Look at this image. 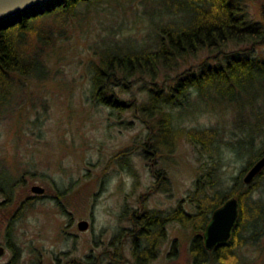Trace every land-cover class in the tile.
I'll return each instance as SVG.
<instances>
[{
	"label": "rangeland",
	"instance_id": "1",
	"mask_svg": "<svg viewBox=\"0 0 264 264\" xmlns=\"http://www.w3.org/2000/svg\"><path fill=\"white\" fill-rule=\"evenodd\" d=\"M184 1L99 0L97 9L93 3L91 17L80 20L82 25L67 26V37L54 54L58 59L52 57L49 77H30L12 86L11 101L0 113V182L5 184L0 185V244L7 245L0 264L15 254L18 264H65L72 257L88 256L95 264H137L131 253L127 259L119 249L113 256L120 243L111 246L110 241L119 236L121 226H133L134 219L126 220L124 209L132 214L144 204L164 216L174 214L179 205L194 214L167 222L156 260L147 264H193L194 236L202 233L215 203L226 195L237 196L232 193L240 192V181L245 184L242 192L249 186L251 190L241 197L245 211L235 228L233 250L240 263L264 264V208L255 204L257 200L264 204V174L258 181L256 177L244 180L257 160L261 138L241 148L223 142L214 157L181 139L175 151L156 159V152L145 144L150 131L139 113L119 112L94 96L92 69L99 61L94 47L105 56L142 49L156 35L153 22L172 21L175 29L185 26L186 19L192 22V3ZM258 4L250 2L255 14ZM259 53H264V47ZM207 54L205 49L192 52L178 69L156 75L137 71L124 83L128 90H119L120 96L141 101L148 96L151 79L160 83L165 75L175 76L185 67L199 69ZM239 96L228 99L215 89L209 96H199L193 89L182 124L193 129L215 127L220 136L240 133V127L249 131L264 97ZM156 167L167 174L169 190L157 188ZM33 184L44 186L45 191H34ZM83 218L90 222L86 229L78 226ZM232 245L222 247L220 253Z\"/></svg>",
	"mask_w": 264,
	"mask_h": 264
},
{
	"label": "trees",
	"instance_id": "2",
	"mask_svg": "<svg viewBox=\"0 0 264 264\" xmlns=\"http://www.w3.org/2000/svg\"><path fill=\"white\" fill-rule=\"evenodd\" d=\"M97 2L99 0L52 1L43 12H37V9L33 8V14L30 10L23 12L15 16L19 19L15 22L14 16L0 22V113L8 106L5 104L11 101L10 89L13 85L20 84L30 77L38 80L49 77L52 57L58 59L54 54L60 50L63 39L67 37V26L77 23L82 25L80 20L86 16L91 17V8L95 5L97 9ZM187 2L192 3V22L186 19V25L178 29L172 26V21H160L156 24L153 22L156 35L150 44H146L142 49L105 56L103 51L94 47L99 55V61L92 69L94 96L100 103L113 105L119 112L130 109L139 113L140 119L147 123L150 131L145 144L152 149V153L156 152V159H162L165 154L175 151L181 139L199 146L201 154L208 152L214 157L212 153L220 149L224 145L223 142L235 147L239 145L241 148L251 146L255 139L261 138L263 144L254 156V160L258 159L264 154V105L255 109L251 130L238 126L241 132L230 135L222 133L220 136L215 127L188 128L182 121L187 115L184 111L193 89H196L199 96H209L215 89L228 99H236L238 93L240 96L247 93L251 99L264 97V92L259 91L264 89V53H259V48L264 47V0L184 1L185 4ZM250 2L259 3L258 13L251 11ZM178 13L184 14L180 11ZM152 45H156V49L150 48ZM202 49L207 50L208 54L199 69L185 67L175 76L165 75L160 83L151 79L153 85L149 88L148 96L141 101L137 98L124 100L120 96L119 90L122 91L125 88L124 83L134 78L135 72L149 71L156 75L163 70L167 72L171 71V68L178 69L179 65L187 63L189 54ZM211 59H214L212 63ZM152 77L155 79L157 76ZM116 87H119L117 91ZM240 96L237 99H240ZM262 174L264 168L255 180L258 181ZM156 177L157 188L170 189L168 176L161 167H156ZM239 183L242 187L240 192L232 193L237 194L240 200L237 224L245 211L241 197L251 190L249 186L246 192H242L245 184L242 181ZM0 185L5 187L1 182ZM226 196L214 204L213 210L211 208L207 216L205 214L206 220L211 218L213 211L221 205ZM256 203L264 208L261 201L257 200ZM143 208L153 213V208L145 204ZM193 216L194 214L186 212L181 205L170 216H164L156 209V248L165 241L168 221L175 218L190 219ZM117 238L119 239V236ZM201 241V237L197 235L192 240L193 264H209L211 260H217L221 264H243L239 262L232 242L230 250L221 254L222 248L210 251ZM16 255L7 264H18ZM89 257L91 256L72 257L73 259L67 260L65 264H95Z\"/></svg>",
	"mask_w": 264,
	"mask_h": 264
},
{
	"label": "water",
	"instance_id": "3",
	"mask_svg": "<svg viewBox=\"0 0 264 264\" xmlns=\"http://www.w3.org/2000/svg\"><path fill=\"white\" fill-rule=\"evenodd\" d=\"M57 0H0V22L15 17L23 12L36 8L37 12H43L48 3ZM16 18V17H15ZM19 20L16 18L13 22ZM264 168V154L261 155L248 169L244 176L246 182H251ZM36 192L45 191L40 184H33ZM240 214V200L237 196L228 197L212 214L205 231V244L207 248H213L217 244L227 241L232 236V231L237 225ZM88 219L78 221L80 229L89 227ZM5 252V246L0 244V255Z\"/></svg>",
	"mask_w": 264,
	"mask_h": 264
},
{
	"label": "flooded vegetation",
	"instance_id": "4",
	"mask_svg": "<svg viewBox=\"0 0 264 264\" xmlns=\"http://www.w3.org/2000/svg\"><path fill=\"white\" fill-rule=\"evenodd\" d=\"M126 163H128V161H126ZM227 198H225L222 201V203ZM153 209H154L153 213H150V211H148L147 209L139 208V209L133 210L132 214H131V211L128 210V208L124 209L123 215L124 217L126 216V220L134 219L133 224H132L133 226L131 228L128 223H126V225L124 226H121L120 233H119V239L117 238V236H115L116 238L114 237V239L110 241L111 246H114L116 242L120 243L119 245H117L115 250L112 251L113 256L115 257L118 256L116 255L117 254L116 250L119 249V252L122 254V256L125 253L127 259L129 258L128 253H131L132 257L136 260L137 264H147L151 262L152 260H156V208H153ZM210 219L211 218H209L207 222L205 223V225L202 227V230H203L202 233H198V232L196 233L197 236L201 237V240H202L201 242L204 244H205V231H206V228H207V225ZM235 228L236 226L234 227L232 231V236L227 241L219 243L215 247L208 248V249L210 251H214V250H218L219 248L221 249L222 247L230 244L231 241H233L232 238L235 234L234 233ZM112 241H114V243ZM8 242L10 243V241ZM4 246H7V245H4ZM123 247H124V250H123ZM5 250H6V247H5ZM106 251L108 250L106 249ZM120 259L122 260L121 256H120ZM57 260H59L60 262L61 258L60 259L57 258Z\"/></svg>",
	"mask_w": 264,
	"mask_h": 264
}]
</instances>
